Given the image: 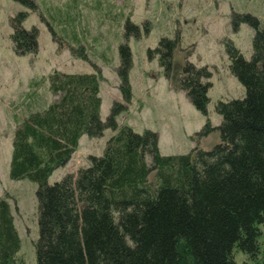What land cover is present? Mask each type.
Here are the masks:
<instances>
[{
	"label": "trees",
	"instance_id": "16d2710c",
	"mask_svg": "<svg viewBox=\"0 0 264 264\" xmlns=\"http://www.w3.org/2000/svg\"><path fill=\"white\" fill-rule=\"evenodd\" d=\"M13 1L37 7L35 0ZM66 8L57 7L55 15L71 26ZM27 17L19 12L12 18L17 55L38 49V30L22 25ZM243 23L254 31L251 58L231 40L225 44L230 72L246 94L217 102L221 124L212 129L207 122L197 133L219 131V143L209 150L195 147L188 154L163 155L156 132L139 134L116 123L123 104L113 105L102 121L98 68L90 74L49 75L51 103L38 105L29 95L26 117L16 116L9 177L37 185L36 264H264V24L250 13H234L233 31ZM71 27L65 38L50 27L53 39L80 46ZM125 27L117 72L128 104L132 53L127 40L131 31L140 34L129 19ZM150 30L146 23L145 33ZM184 50L176 34L162 37L148 54L158 59L170 85L175 83L207 115L212 73L193 64L191 52L185 56ZM79 56L88 59L86 53ZM103 59L111 64L110 58ZM105 129L114 133L103 155L90 156L88 167L49 183L84 135L100 137ZM21 247L9 195L0 196V264H26ZM239 251L246 255L241 263L235 258Z\"/></svg>",
	"mask_w": 264,
	"mask_h": 264
},
{
	"label": "rangeland",
	"instance_id": "374dc122",
	"mask_svg": "<svg viewBox=\"0 0 264 264\" xmlns=\"http://www.w3.org/2000/svg\"><path fill=\"white\" fill-rule=\"evenodd\" d=\"M35 1L37 7L27 9L13 0H0V196L9 195L22 241L20 253L24 254L26 264H36L37 185L28 179L12 180L9 170L16 116L26 117L29 95H34L38 105L51 103L55 98L49 91V75L90 74L96 73L98 68L97 73L102 76V121L110 116L113 105L123 104L125 109L116 116V123L127 125L139 134L146 130L156 132L163 155L188 154L195 147L209 150L219 143V131L200 136L197 133L203 131L207 122L212 129L221 124L222 117L215 110L217 102L242 99L246 94L243 85L230 72L225 41L231 40L249 60L254 31L243 23L234 32L232 16L250 13L264 24V0ZM60 6H67L73 18L71 26L82 40L80 46L70 47L69 43L53 39L50 27L62 38L67 37L65 31L72 28L55 15ZM19 12L28 13L23 27L36 28L39 32L36 53L17 55L14 52L12 18ZM127 19L139 26L140 34L131 31L127 40L132 53L129 73L132 99L128 104L124 101L117 72L121 63L118 47L125 41ZM146 23L151 27L148 34L145 33ZM176 34L181 37L185 56L191 52L188 59L197 66H206L212 73L207 115L198 111L175 83L170 85L158 59L149 57L148 51L154 50L162 37L172 38ZM82 53H86L88 59H82L79 56ZM103 55L110 58L111 64L106 63ZM113 133L105 129L100 137L84 135L69 162L52 174L49 183L88 167L89 157L103 155ZM261 242L264 256V235ZM235 258L241 263L246 255L239 251Z\"/></svg>",
	"mask_w": 264,
	"mask_h": 264
}]
</instances>
